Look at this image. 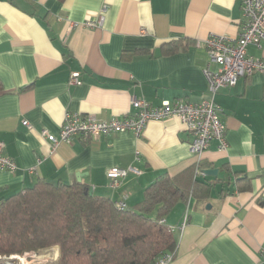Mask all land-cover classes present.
Listing matches in <instances>:
<instances>
[{"label":"crops","instance_id":"0c3cea01","mask_svg":"<svg viewBox=\"0 0 264 264\" xmlns=\"http://www.w3.org/2000/svg\"><path fill=\"white\" fill-rule=\"evenodd\" d=\"M105 7L102 27L83 25ZM242 23L240 0H0V142L18 166L0 171V201L44 180L84 185L134 209L159 176L201 163L194 178L212 186L211 196L190 194L164 218L178 228L189 213L185 229L174 233L171 264H264V75L218 91L228 148L212 141L201 162L177 117L149 122L141 138L76 137L55 149L42 134L58 135L67 114L124 117L134 111L133 97L154 106L199 103L208 97L203 71L210 60L202 43L212 34L235 37ZM171 44L178 51L167 54ZM247 51L264 60V43ZM75 72L80 85L70 84ZM115 166L141 174L113 187L107 171Z\"/></svg>","mask_w":264,"mask_h":264},{"label":"trees","instance_id":"16d2710c","mask_svg":"<svg viewBox=\"0 0 264 264\" xmlns=\"http://www.w3.org/2000/svg\"><path fill=\"white\" fill-rule=\"evenodd\" d=\"M167 54L178 51L176 44ZM162 174L134 209L89 194L84 185L39 180L0 201V257L59 248L54 264H155L175 253L177 239L162 220L190 194L211 196L212 186L194 178Z\"/></svg>","mask_w":264,"mask_h":264},{"label":"built area","instance_id":"2783aa9c","mask_svg":"<svg viewBox=\"0 0 264 264\" xmlns=\"http://www.w3.org/2000/svg\"><path fill=\"white\" fill-rule=\"evenodd\" d=\"M243 11V23L240 33L235 37L212 34L202 45L209 55V64L204 69V77L208 85V97L194 103L185 100L174 102L164 101L159 106L150 102L133 97L131 101L132 113L124 117H113L101 120L94 116H82L67 114L58 135L43 131V136L48 139L55 149L60 143H71L76 137L94 139L102 135L131 133L136 138H141L148 123L151 121H163L177 117L186 126L192 135L189 148L191 153L201 162L203 153L209 148L212 141L219 142V148L226 150V125L221 118L220 108L215 102V96L223 88L233 87L240 78L250 77L255 73L264 75V60L257 59L248 54L247 48L251 44L262 47L264 43V0H240ZM103 9L97 21H86V28H100L104 23ZM200 44V43H199ZM216 66V68H213ZM80 74L75 72L71 75L70 84L80 85ZM24 125L31 128L25 121ZM5 144L0 142V171L15 173L18 170L14 159L4 155ZM201 163L197 165V173L200 172ZM129 173L140 175L141 171L136 167L127 169L118 166L107 171V177L113 187L120 184V179ZM117 207L121 210L126 208L124 202H118ZM189 221V213L184 216L182 224L176 228L169 226L171 233L176 230L183 231ZM162 223H166L163 219ZM48 254L39 255V252H30L23 255H11L0 257L1 264H54L59 257V249H48ZM175 253L163 255L155 264H171ZM261 260L264 261V247L260 249Z\"/></svg>","mask_w":264,"mask_h":264},{"label":"water","instance_id":"95a60500","mask_svg":"<svg viewBox=\"0 0 264 264\" xmlns=\"http://www.w3.org/2000/svg\"><path fill=\"white\" fill-rule=\"evenodd\" d=\"M206 175H210V176H216L217 175V170L216 169H208V170H204L203 171ZM89 194L93 195V192L91 189H89Z\"/></svg>","mask_w":264,"mask_h":264},{"label":"rangeland","instance_id":"374dc122","mask_svg":"<svg viewBox=\"0 0 264 264\" xmlns=\"http://www.w3.org/2000/svg\"><path fill=\"white\" fill-rule=\"evenodd\" d=\"M53 248H57V249H59L58 247H53ZM53 248H51V249H53ZM50 249V248H49ZM46 250H48V249H46ZM46 250H42V251H40L39 252V255H45V254H48V251H46ZM58 255H60V252L58 253ZM58 259H59V257H58ZM57 259V260H58ZM0 264H1V260H0Z\"/></svg>","mask_w":264,"mask_h":264}]
</instances>
